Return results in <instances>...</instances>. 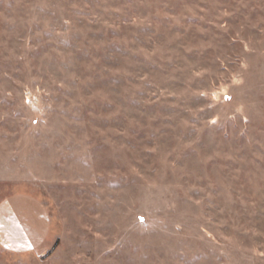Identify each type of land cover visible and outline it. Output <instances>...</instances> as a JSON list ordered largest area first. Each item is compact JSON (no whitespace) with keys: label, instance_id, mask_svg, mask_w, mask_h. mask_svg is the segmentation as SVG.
I'll return each instance as SVG.
<instances>
[{"label":"rangeland","instance_id":"obj_1","mask_svg":"<svg viewBox=\"0 0 264 264\" xmlns=\"http://www.w3.org/2000/svg\"><path fill=\"white\" fill-rule=\"evenodd\" d=\"M17 193L0 264H264V0H0Z\"/></svg>","mask_w":264,"mask_h":264},{"label":"crops","instance_id":"obj_2","mask_svg":"<svg viewBox=\"0 0 264 264\" xmlns=\"http://www.w3.org/2000/svg\"><path fill=\"white\" fill-rule=\"evenodd\" d=\"M25 197L38 204L41 209V222L33 216L24 217L30 203ZM24 218L28 219L25 220ZM0 242L11 249L24 250L42 246L48 236V216L43 203L28 194H12L0 199Z\"/></svg>","mask_w":264,"mask_h":264},{"label":"snow or ice","instance_id":"obj_3","mask_svg":"<svg viewBox=\"0 0 264 264\" xmlns=\"http://www.w3.org/2000/svg\"><path fill=\"white\" fill-rule=\"evenodd\" d=\"M225 99H228V97H225ZM141 220H143V218L141 217ZM0 226H2V225H0Z\"/></svg>","mask_w":264,"mask_h":264}]
</instances>
